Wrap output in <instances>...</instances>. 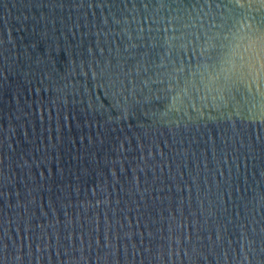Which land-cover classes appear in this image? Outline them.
<instances>
[{
	"label": "water",
	"instance_id": "obj_1",
	"mask_svg": "<svg viewBox=\"0 0 264 264\" xmlns=\"http://www.w3.org/2000/svg\"><path fill=\"white\" fill-rule=\"evenodd\" d=\"M0 264H264V0H0Z\"/></svg>",
	"mask_w": 264,
	"mask_h": 264
}]
</instances>
